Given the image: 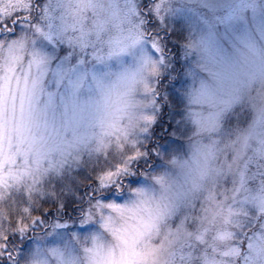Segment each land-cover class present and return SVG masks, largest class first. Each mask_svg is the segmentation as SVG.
<instances>
[{
    "label": "clouds",
    "instance_id": "1",
    "mask_svg": "<svg viewBox=\"0 0 264 264\" xmlns=\"http://www.w3.org/2000/svg\"><path fill=\"white\" fill-rule=\"evenodd\" d=\"M138 2L0 0L10 13L0 14V133L6 149L11 139L34 160L0 187V245L4 237L31 238L19 255L9 248L10 262L0 249V264H93L89 250L96 249L119 255L106 222L150 234L160 248L158 264H264V32L234 36L226 47L217 31L245 12L264 15V0H186L206 10L207 19L206 31L183 45L199 61V71L188 63L185 98L210 105L207 115L190 122L186 113L188 134L161 154L157 166L141 170L129 163L102 188L99 176L128 163L158 120L166 53L153 49L159 42ZM159 3L161 12L172 11L170 0ZM223 12L227 16H217ZM244 82L256 84L255 91L244 92ZM241 97L246 118L223 143H204L202 137L221 132V115ZM85 126L87 141L77 134ZM23 155L17 156L21 165ZM76 168L92 177L83 187L94 195L78 217L85 230L61 235L56 224L40 228L42 201L58 196L53 181ZM133 175L139 183L130 181Z\"/></svg>",
    "mask_w": 264,
    "mask_h": 264
},
{
    "label": "rangeland",
    "instance_id": "2",
    "mask_svg": "<svg viewBox=\"0 0 264 264\" xmlns=\"http://www.w3.org/2000/svg\"><path fill=\"white\" fill-rule=\"evenodd\" d=\"M17 2L21 3L22 0H17ZM141 3V0H139L137 5L139 8L141 7L139 6ZM170 4L172 11L167 14L161 11L157 14L156 6L160 5L159 1L149 7L147 11L149 20L151 21L150 23L152 24H149L146 17L140 14L144 25L146 27L148 26L150 32L156 29V31H161V34L164 36L163 41H161L159 37L155 38V40L159 42L160 48L166 53L164 57L166 67L164 75L161 77L158 84V120L150 132L140 138L138 147L140 151L144 153V156L133 162L136 168H141V166L144 168H153L157 166L154 162H159L161 154L174 144L182 142V138L188 134L189 129L184 125L183 116L187 113L189 115V121L191 122L197 115L201 117L207 115L205 108L210 107V105L202 100H198L195 96L188 99V101L185 98V90L189 84L187 75L189 71L188 63L190 61L193 62V66L197 67V71H199V61H197L194 55H187L186 51L184 52L183 45L196 38L201 32L206 31V10H198L195 5L187 4L186 0H170ZM220 15L227 16V13H217V16ZM152 27L155 28L153 29ZM221 30L227 38V40L224 41L226 47L229 46L228 40L234 41V36L248 35L254 38L258 37L261 32H264V15L245 12L240 21H229L228 27H225L223 24L218 25L217 31ZM165 45L166 48L163 47ZM57 53L60 56L64 55L63 51L59 49ZM200 76L201 78L207 79L203 73H201ZM189 78L192 79L194 77L190 76ZM211 86L212 85L209 84V87ZM239 87H241L244 92L248 93L255 91L257 85L244 82ZM242 108H244L243 97L238 100L236 105L221 115V132L212 136L202 137V141L208 144L211 143L213 139H221L223 143L232 129L240 122V119L246 118L247 109L244 108L242 112L240 111ZM130 127L133 131L135 130L133 125H130ZM77 134L87 141L88 129L86 126L80 128ZM66 135L71 136L72 133H67ZM14 147L15 152L13 151ZM22 153L24 155L23 164L21 165L17 160V156ZM51 156L53 157L52 163L56 164L55 153H52ZM188 158V156L181 157L183 160H187ZM231 158L232 154L229 153L228 159ZM33 163L34 160H30L29 154L25 153L23 144L17 143L13 145L11 139H9L6 149L4 136L0 133V179H3L5 182V179L12 173L19 175L22 171H28L33 166ZM217 163H219V159ZM6 168L7 172L5 171ZM141 170L143 169L141 168ZM91 180L92 177L80 168L72 169L66 174L56 178L53 181V190L58 193V196L57 198L48 197L42 201V208L39 210L41 217L38 222L39 227H45L46 223L64 225V227L59 228L61 235H68L76 230L84 231L85 226L79 223L78 217L84 210V204H82V202L84 203V200L88 196L94 195V192L91 188L85 189V197H82L79 188L89 183ZM130 181L139 183L140 178L133 175L130 177ZM64 197H68L71 200L74 198V201H77L79 204L81 203L76 214L73 215L74 218L71 220H66L64 218V209L69 206ZM56 211L57 214H55ZM129 235L134 240L135 247L138 251L155 250V255L150 258L146 264H158L160 248L151 243L150 234L148 236H141L129 233ZM113 238L116 241V247L119 249V242L115 236H113ZM13 242H16L14 248L17 249V255H19L21 250L29 246L31 238L28 240L22 237H17L15 240L12 237L6 238V248L2 259L9 262L13 259V256L10 254L8 246L9 244L12 245ZM235 251L239 254V249Z\"/></svg>",
    "mask_w": 264,
    "mask_h": 264
},
{
    "label": "snow or ice",
    "instance_id": "3",
    "mask_svg": "<svg viewBox=\"0 0 264 264\" xmlns=\"http://www.w3.org/2000/svg\"><path fill=\"white\" fill-rule=\"evenodd\" d=\"M160 5L156 6V12L159 14ZM0 14H9L6 13V10L0 8ZM23 27V25H21ZM153 49L157 53H161V48L157 43H153ZM163 60V57L161 56ZM0 95H2V88H0ZM135 147V146H134ZM140 151H134L133 154L127 157V162L120 168H118L115 172L108 171L103 175L99 176L100 186L107 187L112 181L119 176L121 173H126L128 171V164L133 163L140 159L141 157ZM3 179H0V187H4ZM27 211V210H26ZM64 225L57 224L56 228H62ZM104 227L113 232V235L119 242V255L116 254L114 250H109L108 252H104L102 249L89 250L93 252V264H146V262L155 255V250H145L138 251L135 247L134 240L130 237L129 233L123 230H115L112 229L110 223L106 222ZM23 228H21V232ZM139 235H142L139 234ZM7 237H4L6 239ZM251 247V245H250ZM6 248V245H0V249Z\"/></svg>",
    "mask_w": 264,
    "mask_h": 264
},
{
    "label": "trees",
    "instance_id": "4",
    "mask_svg": "<svg viewBox=\"0 0 264 264\" xmlns=\"http://www.w3.org/2000/svg\"><path fill=\"white\" fill-rule=\"evenodd\" d=\"M87 184V183H86ZM80 189V193H81V196L82 197H85V189H88V188H85V187H83V185L79 188ZM90 189V188H89ZM80 196V195H79ZM80 196V197H81ZM110 197V196H109ZM109 197H106V198H109ZM65 198V200H67V205L69 204V206L68 207H66L65 209H64V218L66 219V220H71V219H73L74 218V214H76V211H77V209L81 206V203L79 204L77 201H74V198L71 200L70 198H68V197H64ZM69 200V201H68ZM74 201V202H73ZM83 201V200H82ZM84 202H85V200H84ZM82 204H84L83 202H82ZM56 210V209H55ZM55 214H57V211H56V213ZM53 215H54V213H53ZM74 221V220H73ZM16 244V242H13L12 243V245L11 244H9V248H14V245Z\"/></svg>",
    "mask_w": 264,
    "mask_h": 264
},
{
    "label": "flooded vegetation",
    "instance_id": "5",
    "mask_svg": "<svg viewBox=\"0 0 264 264\" xmlns=\"http://www.w3.org/2000/svg\"><path fill=\"white\" fill-rule=\"evenodd\" d=\"M159 0H141V4L139 5V6H141L140 7V9H142V11L140 12V14L141 15H143L144 17H146V19H147V22L149 23V24H152V23H150L151 21L149 20V14H148V9H149V7L152 5V4H154L155 2H158ZM147 28H148V26H147ZM153 29L155 28V27H152ZM151 34L153 35V37L154 38H158L159 37V39L161 40V41H163V35L161 34V31H156V29H154L152 32H151ZM164 48H166V45L165 46H163Z\"/></svg>",
    "mask_w": 264,
    "mask_h": 264
}]
</instances>
